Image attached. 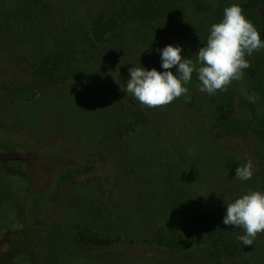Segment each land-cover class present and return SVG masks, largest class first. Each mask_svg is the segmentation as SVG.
Wrapping results in <instances>:
<instances>
[{"label":"rangeland","instance_id":"obj_1","mask_svg":"<svg viewBox=\"0 0 264 264\" xmlns=\"http://www.w3.org/2000/svg\"><path fill=\"white\" fill-rule=\"evenodd\" d=\"M106 1L42 0L47 8L31 28L18 20L26 0H0V264H209L204 246L176 253L152 241L160 229L190 237L194 213L218 222L224 201L262 191L263 164L244 139L216 137L204 93L189 95L193 108L166 105L167 118L177 119L179 129L161 144L144 128L126 130L125 112L141 105L123 92L129 75L113 79L123 104L98 82L54 85L28 77L52 52L51 35L69 14L82 15L86 5L96 12ZM169 44L175 45L154 44L152 52L160 58L156 49ZM140 47L126 61L140 58L149 69L146 47ZM14 79L34 93L29 88L13 100L3 85ZM249 159L253 177L234 179ZM64 166L71 170L57 173ZM81 234L109 243L82 244ZM263 249L260 233L239 258L222 264H262Z\"/></svg>","mask_w":264,"mask_h":264},{"label":"trees","instance_id":"obj_2","mask_svg":"<svg viewBox=\"0 0 264 264\" xmlns=\"http://www.w3.org/2000/svg\"><path fill=\"white\" fill-rule=\"evenodd\" d=\"M232 4L240 5L246 18L260 32L261 39H264V0H108L96 12H92L91 6L86 5L82 15L72 12L59 30L51 35L54 44L52 52L40 58L28 77L54 85L69 80L82 86L98 82L107 94L115 97L117 103L123 104L124 94L118 87H114L113 79L120 78L122 74L129 75L130 67L143 66L140 58L132 59L131 65L126 58L138 55V49L142 48L140 46H145L144 53L151 66L148 68L163 71L160 58L154 55L152 49L154 44L166 41L183 46L185 52L182 55L191 57L206 42L210 26L219 23L224 9ZM44 8L47 5L42 0H26L18 20L32 28L39 11ZM191 58L195 62V57ZM246 58L250 61V67L244 70L243 78L233 81L227 91L218 90L215 95L204 93L202 103L212 109L217 138L233 135L251 145L253 157L263 164L261 189L264 192L263 50ZM172 71L175 74V68ZM20 83L21 79H14L3 85L13 100L22 98L21 94H26L31 88L19 86ZM198 83L194 73L187 85L188 95L199 91ZM29 92L33 94V88ZM251 94L256 95L254 103L247 99ZM173 102L183 104L187 109L193 108L183 96ZM125 113L129 119L126 130L134 132L138 127L144 128L153 141L161 144L170 142L169 138L174 139L176 135L172 134L179 129L176 127L177 119L174 122L175 119L167 118L171 112L166 105L147 112L139 105ZM165 136L169 137L167 141L162 139ZM62 168L57 173H68L67 169H70L67 166ZM193 218L196 225L190 237L170 236L168 230L160 229L152 243L176 253L192 252L204 246L209 254V264H222L243 254L244 246L237 239L239 228L223 225L222 219L218 222L209 220L201 211L194 213ZM78 241L100 247L109 243L96 236L82 234ZM36 249L39 250V243H36ZM259 259L264 264V249Z\"/></svg>","mask_w":264,"mask_h":264},{"label":"clouds","instance_id":"obj_3","mask_svg":"<svg viewBox=\"0 0 264 264\" xmlns=\"http://www.w3.org/2000/svg\"><path fill=\"white\" fill-rule=\"evenodd\" d=\"M264 50V39L253 23L246 18L239 4L226 7L219 23L208 29L206 42L192 56L182 55L185 49L181 45H166L157 48L160 68L147 69L143 66L130 67L129 79L124 84L125 93H130L142 105L148 108L165 106L183 96L189 99L187 85L195 73L199 82V92L215 95L217 91H227L233 81L244 76V70L250 67V57L254 52ZM175 68V74L171 69ZM250 103L256 101V95L247 96ZM255 172L251 159L235 170V178L250 180ZM222 217V224L242 229L243 235L237 239L243 246H252L258 234L264 233V192L248 191L232 202H228Z\"/></svg>","mask_w":264,"mask_h":264}]
</instances>
